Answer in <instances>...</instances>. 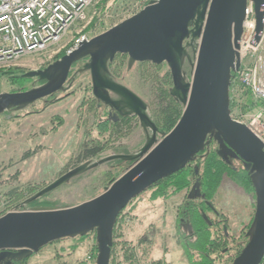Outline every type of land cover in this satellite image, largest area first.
<instances>
[{"label": "water", "instance_id": "water-1", "mask_svg": "<svg viewBox=\"0 0 264 264\" xmlns=\"http://www.w3.org/2000/svg\"><path fill=\"white\" fill-rule=\"evenodd\" d=\"M248 1L153 0L139 13L82 43L46 69L22 75L44 84L24 92L0 94V116L23 111L67 91L73 66L87 59L78 73L90 72L95 99L122 116H137L147 136L135 154L89 160L1 216L0 264H20L54 242L91 233L96 235V264H110L114 230L121 212L158 182L197 161L212 141L217 143L216 153L226 164L233 159L243 162L255 195L254 217L246 233L248 242L232 264L261 263L264 145L246 124L232 118L231 109L233 81L241 67L240 40ZM251 1L255 7L258 42L264 0ZM117 55L129 57V68L145 62L168 65L173 80L170 95L183 107L181 118L170 132L157 126L148 113V105L138 95L113 79L109 65ZM115 160L131 165L99 196L76 206L21 210L72 179ZM198 198H206L200 181L188 194L189 200ZM208 206L214 209L210 203ZM203 218L209 222L206 215Z\"/></svg>", "mask_w": 264, "mask_h": 264}, {"label": "rangeland", "instance_id": "rangeland-1", "mask_svg": "<svg viewBox=\"0 0 264 264\" xmlns=\"http://www.w3.org/2000/svg\"><path fill=\"white\" fill-rule=\"evenodd\" d=\"M145 3L146 0H95L87 11L86 22L80 28L84 27L83 33L94 38L139 13ZM77 31L78 28L73 27L63 43L47 51L23 55L1 66L0 94L24 92L40 86L36 78L25 79L22 75L44 70L61 59L62 54H67L64 46L70 43ZM85 63L80 62L73 68L66 84L67 91L38 101L23 111H11L0 116V217L14 211L34 194L85 162L112 155L135 154L145 144L147 136L137 116L132 115L122 126L114 125L109 119L111 109L98 102L93 95L90 72L78 73ZM185 69L189 71L190 67L186 65ZM109 70L115 81L133 91L148 105V113L158 126L161 112L168 107L164 92L175 100L170 95L173 80L168 65L145 62L135 63L129 68V57L117 55ZM12 77L20 80H12ZM187 78L191 76L187 75ZM244 91L235 90L237 107L234 109H238V114L239 110L241 114L246 113L242 108L246 102L252 107V112L261 110V104ZM112 97L115 98L114 95ZM97 147H102V150L96 156L84 157L85 150ZM217 149L216 142L212 146L210 144L197 161L187 166L191 171L187 189L176 191L169 187V181H160L129 203L115 226L116 248L113 263L110 260V264H191L201 261L200 253L189 247V244L196 243L198 235L191 234L187 226L182 225L181 219H188L183 217L182 211L197 177L202 178L206 158ZM130 165L120 160L103 164L37 200L38 205H28L21 210L76 206L89 201L102 194ZM231 167L236 171H246L240 161H234ZM195 168L199 169L197 176ZM146 202L148 205L143 207ZM159 202L157 210L158 207L154 206ZM210 202L221 219L206 208L204 215L214 222V226L210 227L202 213L194 209L190 225L194 223L192 228H198L195 221L198 216V220L208 227L211 264H232L248 242L246 233L254 217L255 195L247 190L245 182L236 173L232 176L226 174ZM224 226L227 227L228 237ZM127 251L129 257L132 251L134 260H128ZM97 256L96 235L91 233L86 237L54 242L20 264H96Z\"/></svg>", "mask_w": 264, "mask_h": 264}, {"label": "built area", "instance_id": "built-area-1", "mask_svg": "<svg viewBox=\"0 0 264 264\" xmlns=\"http://www.w3.org/2000/svg\"><path fill=\"white\" fill-rule=\"evenodd\" d=\"M151 1L146 0L145 6ZM94 2L0 0V68L23 55L41 53L63 43L73 27L78 28V31L70 43L64 46L67 54L89 41L91 38L83 33L84 27L82 29L80 26L86 22L87 11ZM262 10L263 26L257 42L255 7L251 0L248 1L240 40L241 67L235 74L232 92L241 88L261 104V110L245 114H241L240 110L238 114V109L232 108V118L246 124L260 140L264 137V4Z\"/></svg>", "mask_w": 264, "mask_h": 264}, {"label": "trees", "instance_id": "trees-1", "mask_svg": "<svg viewBox=\"0 0 264 264\" xmlns=\"http://www.w3.org/2000/svg\"><path fill=\"white\" fill-rule=\"evenodd\" d=\"M65 56V54H62L60 56L63 57ZM15 75H19L20 72H13ZM13 73H9L10 75ZM25 73V72H22ZM13 79H19L18 77H12ZM16 82V81H15ZM13 82V83H15ZM234 88V87H233ZM236 89V87H235ZM241 89V88H238ZM242 92V91H241ZM243 93V92H242ZM246 95H250L251 94L249 92H245ZM234 94L232 93L233 96V101H232V105L231 108L237 107L235 102H234ZM166 98L168 99V103H167V109L163 110L161 112V120L163 121V123H158V127L165 131V132H169L179 121V119L181 118L182 115V109L181 106L173 99L170 98L169 94L167 92H164L163 94ZM243 95V94H242ZM244 97V95H243ZM164 99V100H165ZM234 104V105H233ZM243 110L245 112H250L251 111V106L248 104V102H246V105L244 107H242ZM163 124V125H161ZM214 141L211 142V146L214 145ZM102 147L100 148H95V149H89V150H85V158H92L94 156H96L98 154V152H101ZM203 173H202V178L201 180V184H202V191L203 194H205L206 199L211 201L212 197L214 196V194L216 193L217 189L219 188L221 182H222V178L224 175L229 174V175H233L236 173V176H238V178L241 179L242 182H245L246 184V188L248 191H251L254 193V190L252 188V183L250 180V177L248 176L246 171H236L234 168H232L231 166H229L228 164L222 162V160L218 157V155L216 154V151H211L209 156L206 158L205 163L203 164ZM191 175V171L187 168H185L184 170L180 171L179 173H177V175H173L170 178H167L165 180H162V182L164 181H169L170 183L168 184L169 187H172V189H176V191H183L185 189H187L189 187V179ZM161 183V182H158ZM158 183L156 185H158ZM38 201L30 204V206H35L38 205ZM189 219L192 220L191 218L193 217V210H194V206H190L189 207ZM191 216V217H190ZM195 221H197L198 223V228L196 230L198 238L197 241L194 245L189 244V247L197 252L200 253L201 256V261L200 262H191V264H211L210 261V252L208 250L209 247V239H210V232L208 227L206 226V224L202 221V220H198V216H196ZM194 222V221H193ZM194 224V223H192ZM117 235H116V231L114 234V239L116 240ZM115 248H116V242H114V246L112 248V256H111V263H113L114 260V255H115ZM122 249V248H121ZM188 251V249H187ZM130 252V251H129ZM126 257L129 258L128 260H134L135 257L131 251L130 253V257L128 254V251L126 252ZM191 255L189 254V258L190 261H192V258L190 257ZM139 259V258H137Z\"/></svg>", "mask_w": 264, "mask_h": 264}, {"label": "flooded vegetation", "instance_id": "flooded-vegetation-1", "mask_svg": "<svg viewBox=\"0 0 264 264\" xmlns=\"http://www.w3.org/2000/svg\"><path fill=\"white\" fill-rule=\"evenodd\" d=\"M188 42V41H187ZM186 42V43H187ZM189 50H191V49H189ZM80 62H87V59H85V60H82V61H80ZM80 62H78V63H80ZM78 63H76V64H78ZM76 64L73 66V68L76 66ZM73 68H72V70H73ZM72 70H71V72H72ZM71 72H70V75H71ZM70 75H69V77H70ZM35 81H37V80H35ZM39 82V85H41V84H43L44 83V81H38ZM110 109V108H109ZM132 115H129V116H122V115H120L119 113H117L116 111H111V110H109V113H108V117H109V119H111L112 121H113V124L114 125H116V126H122L123 124H125L126 122H127V119L128 118H130ZM234 161H240V162H242L240 159H233V160H230V164H229V166H231L233 163H234ZM242 164H243V162H242ZM198 169V168H197ZM195 175L197 176V175H199V172L198 173H196V168H195ZM198 181H200V183H201V180H200V178L199 177H197V179H196V181H195V183L193 184V186L198 182ZM192 186V187H193ZM201 192H202V194H203V191H202V184H201ZM205 195V194H204ZM197 201H200L199 202V204H193V203H191V202H197ZM208 203H210L212 206H213V204L209 201V200H207L206 198L205 199H203V198H198V199H195V200H189L188 202H187V204H185V209L182 211V214H183V217L185 216L186 218H188V219H185V218H182L181 219V223H182V225H184V226H187L186 228L189 230V232L191 231V234H194V235H196L197 233H195V230L192 228V224L190 225V223H191V221H190V219H189V207L190 206H194V209H196L198 212H200V213H202V217H203V215H204V211H206V208H209V210H210V212H212L219 220L221 219L220 218V214L216 211V209H215V207H214V209L213 208H210L209 206H208ZM193 204V205H192ZM198 205H200V206H198ZM221 222V221H220ZM208 224H209V226L210 227H213L214 226V222H211V221H209V222H207ZM223 229H224V231L227 229V227L226 226H224L223 227ZM225 234H226V231H225ZM193 235V236H194ZM227 235V237H228V234H226Z\"/></svg>", "mask_w": 264, "mask_h": 264}, {"label": "crops", "instance_id": "crops-1", "mask_svg": "<svg viewBox=\"0 0 264 264\" xmlns=\"http://www.w3.org/2000/svg\"><path fill=\"white\" fill-rule=\"evenodd\" d=\"M159 201H160V200H159ZM145 205H148L147 202L144 203L143 207H144ZM143 207H142V208H143ZM154 207H158L157 210H159V208H160V202H159V203H156ZM140 209H141V208H140ZM146 217H147V216H146Z\"/></svg>", "mask_w": 264, "mask_h": 264}, {"label": "bare ground", "instance_id": "bare-ground-1", "mask_svg": "<svg viewBox=\"0 0 264 264\" xmlns=\"http://www.w3.org/2000/svg\"><path fill=\"white\" fill-rule=\"evenodd\" d=\"M234 105V104H233ZM260 106V105H259ZM261 142L263 143V145H264V137H263V139L261 138ZM191 165V164H190ZM245 169V168H244ZM261 264H264V257H263V259H262V261H261Z\"/></svg>", "mask_w": 264, "mask_h": 264}]
</instances>
